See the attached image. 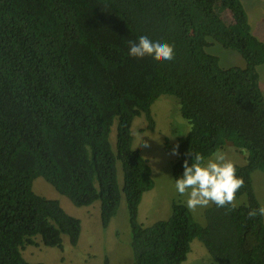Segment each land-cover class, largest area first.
<instances>
[{
  "label": "trees",
  "instance_id": "trees-1",
  "mask_svg": "<svg viewBox=\"0 0 264 264\" xmlns=\"http://www.w3.org/2000/svg\"><path fill=\"white\" fill-rule=\"evenodd\" d=\"M141 35L173 44L175 58L129 56ZM214 43L244 66L222 68L208 52ZM263 64L241 0H0V264H42L22 255L36 240L59 250L79 241L80 220L36 195L37 178L76 207L98 203L103 228L123 196L134 264H183L195 240L214 264H264V216L247 215L262 207L252 174L264 172ZM163 95L190 125L164 143L174 182L193 153L206 160L231 145L246 154L235 164L245 200L210 204L203 225L180 202L167 220L137 219L154 181L131 125L143 116L152 129L151 106Z\"/></svg>",
  "mask_w": 264,
  "mask_h": 264
},
{
  "label": "rangeland",
  "instance_id": "rangeland-1",
  "mask_svg": "<svg viewBox=\"0 0 264 264\" xmlns=\"http://www.w3.org/2000/svg\"><path fill=\"white\" fill-rule=\"evenodd\" d=\"M246 12L252 34L264 44V0H241ZM208 52L216 56L222 68L243 67L244 61L235 52L224 49L214 43ZM259 83L264 95V64L258 67ZM153 128L150 129L143 116L137 117L131 125L133 148L140 151L148 161L152 170L154 187L146 192L138 207V222L143 226H150L158 221L167 220L171 216L174 202L186 206L187 196H180L175 189L172 178V162L175 154L165 153L164 143L173 144L178 138L185 136L190 125L179 114V106L175 98L160 96L151 106ZM110 142L115 143V125L112 128ZM223 151L227 159L237 165H243L245 155L231 145H226ZM210 158V157H209ZM207 160V159H206ZM119 181L122 182L121 174ZM254 193L264 207V172L256 171L252 174ZM33 192L46 199L57 200L63 210L81 223V232L76 246H71L64 239L63 249L44 247L39 240L36 246L23 249V257L30 263L42 264H134L133 252L130 247V227L127 216V205L122 196L118 212L106 228L100 223L99 204L90 207H76L66 197L42 178L34 180ZM245 197H236L235 204L243 202ZM210 206V205H209ZM208 206V207H209ZM187 207V206H186ZM190 210L194 219L204 224L203 212L206 208ZM183 264H214L203 245L199 241L191 243V250Z\"/></svg>",
  "mask_w": 264,
  "mask_h": 264
},
{
  "label": "clouds",
  "instance_id": "clouds-1",
  "mask_svg": "<svg viewBox=\"0 0 264 264\" xmlns=\"http://www.w3.org/2000/svg\"><path fill=\"white\" fill-rule=\"evenodd\" d=\"M128 44L131 57L150 56L157 62L175 58L173 44L153 41L147 35H141L137 41H129ZM193 155L191 164L185 160L182 175L175 179L176 192L187 196V208L194 211L214 204L217 208L231 206L234 209L236 193L244 186L243 177L236 174L235 163L220 150L207 160L201 154ZM247 215L249 218L264 216V207L250 208Z\"/></svg>",
  "mask_w": 264,
  "mask_h": 264
}]
</instances>
